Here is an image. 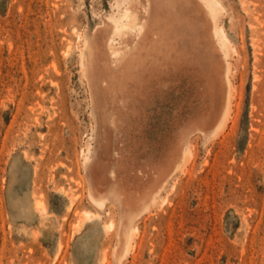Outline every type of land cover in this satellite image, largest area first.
Returning <instances> with one entry per match:
<instances>
[{
    "label": "rangeland",
    "instance_id": "rangeland-1",
    "mask_svg": "<svg viewBox=\"0 0 264 264\" xmlns=\"http://www.w3.org/2000/svg\"><path fill=\"white\" fill-rule=\"evenodd\" d=\"M205 1L217 38L126 76L128 1L0 0V264H264V0Z\"/></svg>",
    "mask_w": 264,
    "mask_h": 264
},
{
    "label": "bare ground",
    "instance_id": "bare-ground-1",
    "mask_svg": "<svg viewBox=\"0 0 264 264\" xmlns=\"http://www.w3.org/2000/svg\"><path fill=\"white\" fill-rule=\"evenodd\" d=\"M128 1L123 6V9L119 11L117 15H113L108 17L109 26H110V33L107 38L108 43V50L110 52V58L112 61H120L124 58V55L127 54L123 51V48L117 45L116 38H120L127 33H131L136 35L137 37L142 35L141 45L139 44L138 49L135 53L131 54L127 61L124 64V72L127 76L130 69L134 66V62H137L138 66L142 65L143 62L149 57L150 48L154 47L155 41L153 39L156 37L159 40L169 41L170 44L173 46H177L178 50L181 52V55L186 58H194L195 52L191 48V43L196 42L200 43L204 38V31L209 30L211 27L212 35L215 39L217 38L216 32V19H217V12L216 8L217 5L220 6L218 2L210 3L209 1L205 0H146L144 3L140 2L141 11L138 8L133 7L132 4L137 0H126ZM211 1V0H210ZM121 5V4H120ZM216 6V7H215ZM119 8V7H118ZM218 10V8H217ZM105 21V20H104ZM106 23V22H105ZM219 31V30H218ZM218 34V33H217ZM222 35V34H221ZM127 37V36H126ZM134 37V36H132ZM103 38V36H102ZM105 38V37H104ZM135 38V37H134ZM190 38V39H189ZM138 40V42H139ZM119 41V40H118ZM127 41V39H126ZM224 40H222L223 43ZM125 42V41H124ZM150 43V47L148 48V44ZM197 44V45H198ZM224 44V43H223ZM102 45V44H101ZM165 45V44H164ZM214 46V45H213ZM222 46V45H221ZM226 46V45H224ZM218 47H220L218 45ZM88 48V47H87ZM223 47L219 48L222 51ZM105 49V48H104ZM154 49V48H153ZM160 49V48H159ZM198 48L196 47V50ZM214 49V48H213ZM125 50V49H124ZM135 50V49H134ZM177 50V51H178ZM102 51V50H101ZM106 51V50H105ZM104 52V51H102ZM154 51H151L152 53ZM169 52V51H168ZM216 53V52H214ZM84 54V52H83ZM156 54V53H155ZM154 54V55H155ZM87 55V54H86ZM159 56V55H158ZM84 57V56H83ZM160 57V56H159ZM221 57V56H220ZM156 58V57H155ZM104 59V58H101ZM106 61V60H105ZM109 61V60H108ZM162 62V61H161ZM165 62V61H164ZM183 62V61H182ZM181 62V63H182ZM83 63V62H82ZM95 63V62H94ZM177 63V62H176ZM224 63V62H223ZM112 64V62H111ZM115 64V63H114ZM136 64V63H135ZM161 64V63H160ZM163 64V63H162ZM225 64V63H224ZM94 65V64H93ZM146 65V64H145ZM153 65V64H152ZM167 64H165L166 67ZM170 65V64H168ZM159 66V65H158ZM94 67V66H93ZM141 69V66H139ZM149 67V66H148ZM172 67V66H171ZM180 67V66H178ZM164 68V67H162ZM169 68V67H168ZM177 68V67H176ZM111 69V68H110ZM145 69V68H144ZM143 69V70H144ZM149 69V68H148ZM179 69V68H178ZM95 70V69H94ZM147 70V69H146ZM220 70V69H219ZM98 71V70H97ZM100 71V70H99ZM112 71V70H111ZM120 71V70H119ZM177 71V70H176ZM225 71V69H224ZM122 72V71H121ZM148 72V71H147ZM139 73V72H138ZM149 73V72H148ZM119 74V72H118ZM136 74V72H135ZM144 74V73H143ZM103 75V74H102ZM101 75V76H102ZM117 75V74H116ZM139 75V74H137ZM223 75V74H222ZM109 76V74H108ZM114 76V75H113ZM111 78V77H110ZM119 78V77H118ZM117 78V79H118ZM140 78V77H139ZM105 80V79H104ZM121 80V79H120ZM107 81V80H106ZM138 81V80H137ZM150 82V81H149ZM220 82V81H219ZM91 83V82H90ZM221 83V82H220ZM226 83L228 86V94H227V102L225 111L220 118V122L218 123L215 132L220 130L221 127L225 124L228 114L229 108V87L230 81L228 78V69L226 70ZM112 84V83H111ZM143 84V82H142ZM91 85V84H90ZM128 85V84H127ZM102 86V85H101ZM107 86V84H106ZM120 86V84H119ZM130 86V85H129ZM105 87V86H104ZM108 87V86H107ZM211 87V86H210ZM93 88V87H92ZM102 88V87H101ZM128 88V87H127ZM220 88V87H219ZM116 89V88H115ZM114 89V90H115ZM142 89V88H141ZM102 90V89H101ZM109 91V89L107 88ZM117 91V90H116ZM135 91V90H134ZM213 91V90H212ZM111 92V90H110ZM103 93V92H102ZM113 93V92H111ZM110 93V94H111ZM141 93V92H140ZM213 93V92H212ZM109 94V93H108ZM116 94H119L116 93ZM124 94V92H123ZM106 95V94H105ZM117 96V95H116ZM214 97V96H213ZM113 98V97H112ZM222 100V99H221ZM108 101V99H107ZM106 101V102H107ZM114 101V100H113ZM93 102V100H92ZM214 102V101H213ZM108 104V103H107ZM115 104V103H113ZM109 105V104H108ZM95 107V106H94ZM108 107V106H107ZM108 109V108H107ZM214 109V108H213ZM95 110V109H94ZM118 111V110H117ZM214 111V110H212ZM209 112V111H208ZM115 113V112H114ZM219 113V112H218ZM113 115V114H112ZM211 117V116H210ZM214 119V118H213ZM211 120V119H210ZM212 121V120H211ZM195 123V122H194ZM198 124V123H197ZM117 125V124H116ZM121 125V124H120ZM97 128V126H96ZM117 128V127H116ZM190 128V127H189ZM197 128V127H196ZM123 129V128H122ZM197 130V129H196ZM118 132V131H117ZM121 132V131H120ZM201 132V131H200ZM213 132V131H212ZM96 133V132H95ZM187 133V131H186ZM117 135V134H116ZM177 135V134H176ZM180 135V134H179ZM97 137V136H96ZM116 137V136H115ZM174 138V137H173ZM181 138V137H179ZM186 138V137H185ZM169 139V138H168ZM178 139V138H177ZM117 140V139H116ZM185 141V140H183ZM119 142V141H117ZM171 142V141H170ZM172 143V142H171ZM118 145V144H117ZM125 145V144H124ZM173 145V144H172ZM177 145V144H176ZM183 145V144H182ZM94 147V146H93ZM116 147V146H115ZM176 147V146H175ZM184 147V146H183ZM119 149V148H118ZM183 149V148H182ZM96 150V149H95ZM116 150V148L114 149ZM172 150V149H171ZM174 150V149H173ZM172 150V151H173ZM186 150V149H185ZM120 151V150H119ZM92 152V151H91ZM186 152V151H184ZM171 153V151H170ZM189 153V152H186ZM90 154V149L88 150L87 155L85 156V162L88 161ZM97 154V152L95 153ZM182 154V153H181ZM185 154V153H184ZM189 155V154H188ZM92 156V154H91ZM96 156V155H95ZM187 156V155H186ZM172 157V156H171ZM186 158V157H185ZM183 159V158H182ZM102 160V159H101ZM92 161V160H91ZM119 161V160H118ZM99 163V162H98ZM107 163V162H106ZM85 165V164H84ZM87 165V164H86ZM124 165V164H123ZM177 165V164H176ZM168 166V164H167ZM180 166V165H178ZM87 167V166H86ZM90 167V164H89ZM97 167V166H96ZM120 167V165H119ZM88 168V167H87ZM86 168V169H87ZM163 168V167H162ZM178 169V168H177ZM176 169V170H177ZM93 170V169H91ZM99 170V169H98ZM175 170V171H176ZM88 171V169H87ZM86 171V172H87ZM157 171V170H156ZM85 172V171H84ZM91 172V171H90ZM94 172V171H93ZM141 173V172H140ZM88 174V173H87ZM98 174V173H96ZM117 174V173H115ZM93 175V173H92ZM157 176V175H156ZM155 176V177H156ZM173 176V175H172ZM117 177V176H116ZM116 180V179H115ZM96 182V181H95ZM90 183V182H89ZM122 183V182H121ZM117 184V183H116ZM123 184V183H122ZM167 184V183H166ZM100 185V184H99ZM98 186V185H97ZM104 186V184H103ZM116 186V185H114ZM113 187V186H112ZM165 188V187H164ZM163 188V189H164ZM131 189V188H130ZM162 189V190H163ZM122 190V189H121ZM160 190V189H159ZM158 190V192H159ZM160 190V193L161 191ZM89 191V190H88ZM91 191V190H90ZM128 191V190H127ZM133 191V190H132ZM106 192V191H105ZM129 192V191H128ZM137 192V191H136ZM157 192V194H158ZM141 193V192H140ZM156 194V196H157ZM109 195V194H108ZM113 195V193H112ZM122 197V196H121ZM96 205L101 208L103 206L104 199H96L91 195L90 197ZM134 198V197H133ZM116 199V197H115ZM152 201V200H151ZM155 201V200H154ZM108 202V201H106ZM156 202V201H155ZM151 203V202H150ZM155 204V203H154ZM104 207V206H103ZM102 207V208H103ZM37 208V206H36ZM146 208V207H145ZM149 210V209H148ZM145 211V210H144ZM144 215V214H141ZM136 216V215H135ZM140 217V216H139ZM138 218V217H137ZM135 219V218H134ZM137 221V220H136ZM119 229V227H118ZM134 229V228H133ZM132 229V230H133ZM137 230V229H136ZM135 230V231H136ZM134 230L131 231V233ZM137 233V231H136ZM131 235V234H130ZM135 237V236H133ZM132 238V236H131ZM130 239V238H129ZM134 241V239H133ZM131 241L129 240V243ZM117 246V245H116ZM127 247H130L127 246ZM126 247V250H128ZM132 247V246H131ZM133 248V247H132ZM125 250V251H126ZM126 256V253H124ZM128 254V253H127ZM124 256V255H123ZM122 257V256H121Z\"/></svg>",
    "mask_w": 264,
    "mask_h": 264
}]
</instances>
